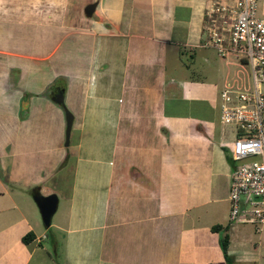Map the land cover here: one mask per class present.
<instances>
[{"label": "crops", "instance_id": "obj_1", "mask_svg": "<svg viewBox=\"0 0 264 264\" xmlns=\"http://www.w3.org/2000/svg\"><path fill=\"white\" fill-rule=\"evenodd\" d=\"M211 3L0 0V264H264V224L232 243L234 128L190 125Z\"/></svg>", "mask_w": 264, "mask_h": 264}, {"label": "built area", "instance_id": "obj_2", "mask_svg": "<svg viewBox=\"0 0 264 264\" xmlns=\"http://www.w3.org/2000/svg\"><path fill=\"white\" fill-rule=\"evenodd\" d=\"M230 2L211 3L206 10L201 45L248 66L244 86H222L219 121L235 130L229 148V220L257 226L264 224V0Z\"/></svg>", "mask_w": 264, "mask_h": 264}, {"label": "rangeland", "instance_id": "obj_3", "mask_svg": "<svg viewBox=\"0 0 264 264\" xmlns=\"http://www.w3.org/2000/svg\"><path fill=\"white\" fill-rule=\"evenodd\" d=\"M213 4L224 2L230 4V0H211ZM69 40V39H68ZM67 40V41H68ZM66 40L61 44L59 50L66 44ZM233 56V55H232ZM227 59L219 57L213 47H205L197 52L196 56L190 59V125L191 128L200 126L205 129L210 121L213 124H220L218 119V107L216 103L219 89L227 82L234 86H244L248 80V66L239 62L234 57ZM236 58V57H235ZM242 61V60H241ZM238 62V64H236ZM80 71V68H78ZM219 129V127H217ZM251 225L246 222L239 225L233 234L234 247L242 250L249 248L251 235ZM240 228L247 231L242 233ZM248 235V236H247ZM264 246V227L261 232ZM247 238L245 239L244 237ZM264 255V247L261 249Z\"/></svg>", "mask_w": 264, "mask_h": 264}, {"label": "water", "instance_id": "obj_4", "mask_svg": "<svg viewBox=\"0 0 264 264\" xmlns=\"http://www.w3.org/2000/svg\"><path fill=\"white\" fill-rule=\"evenodd\" d=\"M94 6H95L94 2L86 4L83 8L84 15L89 17L91 15L93 9H94ZM71 119H72V117H71L70 113L68 111H65V122H66L65 144L68 141V134H69V130H70ZM38 207L40 210V216H41V221H42L43 225L48 226L50 216H51L52 211L54 209L52 202H50V201L40 202V203H38Z\"/></svg>", "mask_w": 264, "mask_h": 264}, {"label": "trees", "instance_id": "obj_5", "mask_svg": "<svg viewBox=\"0 0 264 264\" xmlns=\"http://www.w3.org/2000/svg\"><path fill=\"white\" fill-rule=\"evenodd\" d=\"M211 228L213 230H220V229L226 230L227 226H223L222 227L219 224H215V225L211 226ZM30 236H31V234H26L25 236H23L21 238V240L24 241V242L28 241ZM227 242H228L227 234H223V236L220 238V247H221V251H222V254H223L225 260L229 261V256L226 254Z\"/></svg>", "mask_w": 264, "mask_h": 264}]
</instances>
